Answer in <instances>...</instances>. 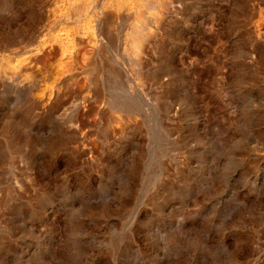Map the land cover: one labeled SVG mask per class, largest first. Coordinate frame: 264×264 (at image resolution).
Listing matches in <instances>:
<instances>
[{
	"label": "rangeland",
	"instance_id": "rangeland-1",
	"mask_svg": "<svg viewBox=\"0 0 264 264\" xmlns=\"http://www.w3.org/2000/svg\"><path fill=\"white\" fill-rule=\"evenodd\" d=\"M0 264H264V0H0Z\"/></svg>",
	"mask_w": 264,
	"mask_h": 264
},
{
	"label": "bare ground",
	"instance_id": "bare-ground-1",
	"mask_svg": "<svg viewBox=\"0 0 264 264\" xmlns=\"http://www.w3.org/2000/svg\"><path fill=\"white\" fill-rule=\"evenodd\" d=\"M9 47V46H8Z\"/></svg>",
	"mask_w": 264,
	"mask_h": 264
}]
</instances>
